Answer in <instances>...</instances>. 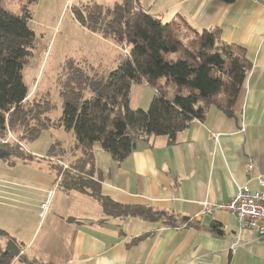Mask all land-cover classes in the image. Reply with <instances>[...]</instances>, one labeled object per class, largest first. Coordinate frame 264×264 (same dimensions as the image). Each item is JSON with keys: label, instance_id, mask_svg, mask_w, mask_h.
Wrapping results in <instances>:
<instances>
[{"label": "crops", "instance_id": "obj_1", "mask_svg": "<svg viewBox=\"0 0 264 264\" xmlns=\"http://www.w3.org/2000/svg\"><path fill=\"white\" fill-rule=\"evenodd\" d=\"M138 1L162 22L180 19L196 30L217 29L220 41L244 48L249 68L230 113L225 110V94L220 92L203 120H192L173 139L166 135L139 138L120 161L94 144L93 171L101 194L122 204L173 215L174 225L163 219L106 215L93 196L57 182L61 167L67 168L81 155L72 129L57 125L43 132L49 137L45 152L31 153L23 144L29 157H15L33 166L27 171L0 169V202H9L8 208L15 204L33 218L21 215L16 221L23 242L19 249L48 264H264V239L256 231L240 228L232 213L205 211L206 204L228 201L239 186L258 189V178L264 177V7L259 0ZM106 40L121 50L120 44ZM122 56L108 71L117 67ZM170 57L177 58L175 54ZM76 59L91 64L86 55ZM33 86L26 85L27 97L49 95L45 87ZM144 88L153 93L152 100L155 90L146 83L134 84L131 90L139 98ZM57 105L55 122L60 118V101ZM55 142L63 154L48 153ZM4 156L9 159L11 155ZM53 160L60 170H50ZM21 188L32 189L28 193ZM51 188L55 192L50 210L41 219L39 204Z\"/></svg>", "mask_w": 264, "mask_h": 264}, {"label": "trees", "instance_id": "obj_2", "mask_svg": "<svg viewBox=\"0 0 264 264\" xmlns=\"http://www.w3.org/2000/svg\"><path fill=\"white\" fill-rule=\"evenodd\" d=\"M25 1L21 14L0 6L1 157H29L24 142L35 141L46 130L62 125L73 130L81 147L80 157L61 174L64 187L90 194L106 215L163 219L165 224L174 225L173 215L102 195L93 171V146L99 144L120 161L139 138L166 135L173 139L192 120H203L220 92L225 94V110L230 113L228 109L249 68L244 48L220 41L217 29L196 30L184 21L182 25L162 22L145 11L138 0H118L112 6L96 2L73 6L72 13L80 23L104 38L126 44L128 55L105 75H90L72 59L67 60L58 90L60 118L55 122L53 98L27 97L22 77L35 39L28 5L36 0ZM183 26L191 32L190 39L184 38ZM172 54L177 58L170 57ZM141 83L153 87L155 94L147 109L131 108V87ZM167 86L173 91L168 93ZM8 132L13 137H8ZM48 153L63 154V150L55 142ZM51 168L60 170V165L53 163ZM212 227L220 230L216 223ZM0 235H6L1 228ZM13 257L5 248L0 250V264H10Z\"/></svg>", "mask_w": 264, "mask_h": 264}, {"label": "rangeland", "instance_id": "obj_3", "mask_svg": "<svg viewBox=\"0 0 264 264\" xmlns=\"http://www.w3.org/2000/svg\"><path fill=\"white\" fill-rule=\"evenodd\" d=\"M113 1L114 0H36V2L28 5L29 12L31 13L29 23L34 31L35 39L33 42L32 54L23 67L25 70V83L29 88L33 85V87H35L37 84L38 87H45L46 91L49 93L47 97L53 98L56 109L58 107L57 102L60 101L58 90L60 89V84L64 80V65L67 60L72 59L76 66L86 69L90 75H105L109 72L108 70L121 59L123 54L125 55L128 53V51L126 52V44H120L121 50L117 48L113 49L109 46L108 40H106L108 38L98 36L96 32L88 29L83 23H80L72 13L73 6H82L93 2L105 6H112L114 3L112 5L107 4ZM25 5V0H0V6L5 7L14 14H21L23 8L26 7ZM173 21L182 25L183 20L179 19ZM181 30L184 38H191L192 34L186 27L183 26ZM114 43L116 44L115 41ZM84 55H86L87 60L91 64L82 59H76ZM167 89L168 93H170L171 88L167 86ZM149 90V88H144L139 98L133 94L135 93V89L133 92L131 90L132 96L130 95L129 97V106L131 108L140 107L141 109H147L153 94ZM47 134L48 133L41 135L36 141L24 142V144L31 153L35 151L45 152V140L49 139ZM15 145L19 146L18 144ZM37 160H40L39 164L43 166L47 164V160L45 159ZM51 163L57 164L55 160L51 161ZM32 166L33 165H28L27 162L18 161L13 155L9 156V159L6 156H0V169L6 167L16 171H19L18 169H26L24 171H27L28 168ZM54 166L57 167L56 165ZM61 168L65 170L63 166ZM57 169L58 168H56V171ZM50 170L54 172L55 169L52 170L50 167ZM11 174L20 181L24 180L16 174ZM57 180L61 183L59 178ZM28 189L31 190L32 188H21L24 192L30 193ZM6 203L9 202L5 200L0 202V224L4 226V228L1 226L0 228L3 230L6 229L4 230L6 235H0V250L4 249L9 241H13L18 248L22 246L23 242L20 240L21 236L17 233L19 225L16 221H18L21 215L28 220L33 219L29 211L21 210L22 208H19L13 203V207L8 208ZM5 213L9 215L6 214L4 216L3 214ZM27 230L28 229H25V231ZM13 256L14 255H12V257ZM15 261L16 263H14ZM22 263L44 264L38 262V260L31 257V255H26L19 249V254L13 257L10 264Z\"/></svg>", "mask_w": 264, "mask_h": 264}, {"label": "built area", "instance_id": "obj_4", "mask_svg": "<svg viewBox=\"0 0 264 264\" xmlns=\"http://www.w3.org/2000/svg\"><path fill=\"white\" fill-rule=\"evenodd\" d=\"M264 7V0H259ZM8 137H13L8 132ZM8 138L4 140L6 142ZM16 140V139H15ZM20 146L22 142L16 140ZM247 169H252V162L247 164ZM58 182V181H57ZM258 189L239 186L233 196L225 202L206 204V212H229L236 216L240 228L256 231L258 238L264 239V177L258 178ZM55 189L47 190L44 199L39 204L38 216L42 219L48 214Z\"/></svg>", "mask_w": 264, "mask_h": 264}, {"label": "water", "instance_id": "obj_5", "mask_svg": "<svg viewBox=\"0 0 264 264\" xmlns=\"http://www.w3.org/2000/svg\"><path fill=\"white\" fill-rule=\"evenodd\" d=\"M5 249L6 251L10 252L15 257L19 254V248L13 241H9Z\"/></svg>", "mask_w": 264, "mask_h": 264}]
</instances>
